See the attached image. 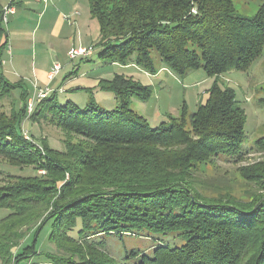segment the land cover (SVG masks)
Instances as JSON below:
<instances>
[{
	"label": "trees",
	"instance_id": "obj_1",
	"mask_svg": "<svg viewBox=\"0 0 264 264\" xmlns=\"http://www.w3.org/2000/svg\"><path fill=\"white\" fill-rule=\"evenodd\" d=\"M88 5L99 28L98 57L153 74L154 53L178 75L202 68L218 76L247 68L264 45V0L251 16L236 12L232 0H88ZM0 83L8 85L1 66ZM99 87L115 94V109L60 103L62 89L37 103L32 114L38 105L48 106L64 133L63 151L44 146V155L36 152L30 137L17 130L26 93L13 121L0 124V159L45 171L10 174L0 184V207L9 209L0 218V264H17L32 255L35 251L20 246L21 241L26 230L35 226L33 236L47 221L54 251L47 253L46 264H237L251 236L258 243L250 264H264V161L240 171L263 188L250 203L211 202L194 185L197 162H240L253 150L264 152V137L253 148L244 146L245 113L233 89L214 82L196 110L183 109L180 116L150 127L130 108L133 95L145 99L150 94L148 86L115 74ZM158 166L162 174L148 179ZM95 169L101 175L92 174ZM134 233H177L184 242L174 247L159 242L150 253L132 249L127 258L133 261L120 263L105 251L103 240H95ZM14 246H19L15 253Z\"/></svg>",
	"mask_w": 264,
	"mask_h": 264
},
{
	"label": "rangeland",
	"instance_id": "obj_2",
	"mask_svg": "<svg viewBox=\"0 0 264 264\" xmlns=\"http://www.w3.org/2000/svg\"><path fill=\"white\" fill-rule=\"evenodd\" d=\"M24 1L26 0H0V9L6 8L11 2L16 9L13 14L6 15V20L0 22L3 30L7 31V26L15 27L18 30L34 28L35 23L39 21L38 16L41 8L34 9L31 4ZM261 1L232 0L236 12L245 16L254 15ZM48 5L49 8L57 12L58 16L64 14L71 17L72 27L68 26L69 23L62 19V27L58 30L61 38L70 37V49L89 46H92L93 49L85 57L77 56L70 59L67 55L70 49L67 52L65 50L69 42L66 43V40L62 39L60 54L57 60L52 61L50 65L51 68L53 63L58 62L61 67L50 80L44 82L38 80L34 74L32 75L33 65L38 64L36 58L43 48L38 42L34 46V38H26L22 45L16 40L9 41V39L8 43L5 44L7 51L0 54V61L4 60L0 66L8 85L0 83V124H10L13 121L14 110L18 111L21 108L22 101H24L23 96L26 93V111L17 130L26 138L30 137L31 143L34 144V151L44 155V146L56 151H63L66 148L63 141L64 133L48 113V106L45 103L40 104L37 107V112L32 114L37 103L43 99L35 102L32 100V104L29 103L31 98H35L39 89L47 88L51 94L62 85L61 87L65 92L57 93L60 103L71 101L79 109H84L88 103L93 102L100 108L110 111L117 106L115 94L112 91L101 89L99 82L109 80L115 74L130 77L149 87L150 94L145 99L135 95L131 97L130 108L145 118L150 127H156L159 123L167 120L169 116H180L183 109L189 113L196 110L198 104L204 103L208 97V89L214 82H217L219 85H227L233 89L237 104L245 113L244 146L253 148L254 141L264 137V45L261 54L253 59L247 68L230 69L218 76L209 75L202 68L191 69L182 75H178L163 67L154 53L156 73L153 74L132 63L126 65L119 62L106 63L98 57V53L102 50V46L98 44L100 41L99 28L97 20L90 14L88 0H77L76 5H71L69 0H66L65 3H59V5L55 2ZM73 9H76L79 14L76 20V16L71 15L72 12L74 13ZM70 11L72 12L70 13ZM46 20L48 19L45 18L43 24L47 23ZM53 21L54 16L52 15L48 23ZM75 21L78 22L77 26L74 25ZM44 26L47 27L48 25L45 24ZM73 38H75V46L72 47L74 45L72 43ZM3 40L4 34L0 32V52ZM42 59L44 61V58ZM46 60L48 59L46 58ZM2 92L4 95H1ZM6 136L12 138L11 135ZM72 141L75 142V140ZM0 161V184H5L10 174L20 176L45 174V171L42 170L35 172L29 164H9L7 159H3V157ZM263 161L264 152L257 153L253 150L240 162H229L224 158L215 160L211 158L208 161L197 162L193 168L194 185L197 192L205 199H210L211 202L237 203L246 201L250 203L252 201L251 195L254 192L262 193L263 188L254 180L243 177L240 171L243 172L244 166ZM162 172L163 169L158 166L156 170L148 173L147 177L151 179L157 174H162ZM92 174L101 175L100 171L96 169ZM65 176L66 178L69 177L67 172H65ZM8 212L9 209L0 207V218L7 215ZM51 227V222L47 221L36 230L33 236L35 226L26 230V237L21 241L20 246L30 245L35 252L29 257L21 258L17 264H46L48 262L47 253L54 251V244L49 240ZM72 234L76 236L75 230ZM95 240H103L105 251L120 263L133 261L131 258H127L128 252L132 249L150 253L159 242L173 247L180 246L184 242L177 233L165 235L134 233L121 236L107 234L96 237ZM250 241H246L245 246L242 247V255L237 264H250L252 252L258 243L254 240V236L250 237ZM18 247H12L11 251L15 253ZM29 253L30 250H27L26 256Z\"/></svg>",
	"mask_w": 264,
	"mask_h": 264
},
{
	"label": "crops",
	"instance_id": "obj_3",
	"mask_svg": "<svg viewBox=\"0 0 264 264\" xmlns=\"http://www.w3.org/2000/svg\"><path fill=\"white\" fill-rule=\"evenodd\" d=\"M66 0H26L24 2H28L29 4H31L34 8H38L40 7V12H39V21L37 23H35V26L33 29L31 30H27V29H16L15 27H8L7 26V31L3 30L2 31L4 34V40L2 42V47H1V52L0 54L3 53V51H7L5 44L8 43V39L13 40V41H17V43L19 44H24V41L26 38H34V46L37 44V42L40 44V47H43L41 49V51L38 53L39 56L38 58H36V62L38 60V64L33 65V69H32V75L34 74L35 77L38 80H42L44 82H46L47 80H50L48 78V71L50 68V65L52 64L51 62L54 60H57L59 54H60V49H61V41L62 39L66 40V43L69 42L70 37H62L60 36V31H58L60 29V27H62V21L65 20L68 26L72 27V22L70 21L69 15H62V16H58L57 12L51 8H49L50 3H54L58 4L59 3H65ZM71 5H76L77 0H69ZM8 8L9 10L6 12V14H4V9ZM6 8H2V21L6 20L4 19V15L6 17L7 14H13L16 9L13 6L12 2L6 7ZM31 10H34L32 9ZM74 13L72 11H70V13L72 12L71 15L76 16V18L78 17V12L76 11V9H73ZM52 15L54 16V21L52 23H48V20L52 17ZM61 17V18H60ZM45 18H47L48 20H46L47 23H45L46 25H48L47 27L44 26L45 24H43V21H45ZM63 19V20H62ZM8 22V21H7ZM2 23V22H1ZM1 23H0V27H1ZM77 23L75 21V24L77 26ZM40 30V32H39ZM39 32V33H38ZM70 43L71 41L68 43V45H66L65 50L66 52L70 49ZM72 43L75 46V38L72 39ZM49 49V50H48ZM46 50L48 51V53L46 54ZM20 56V54H19ZM18 56V57H19ZM44 58V61L43 59ZM46 58L48 60H46ZM4 61V60H3ZM2 61V62H3ZM0 61V63H2ZM40 64V65H39ZM1 65V64H0ZM64 82V81H63ZM62 86V85H61ZM58 87L62 89V92H65V90L63 89V87Z\"/></svg>",
	"mask_w": 264,
	"mask_h": 264
},
{
	"label": "built area",
	"instance_id": "obj_4",
	"mask_svg": "<svg viewBox=\"0 0 264 264\" xmlns=\"http://www.w3.org/2000/svg\"><path fill=\"white\" fill-rule=\"evenodd\" d=\"M8 10H9L8 8L4 9V14H6V12ZM4 19H6L5 15H4ZM92 49H93L92 46L72 48L68 51L67 55L70 59H73L77 56L85 57L91 53ZM60 67L61 66L58 62L53 63L52 67L50 68V70L48 72V78L51 79L58 72ZM49 93H50V90L47 88L39 89L38 92L36 93L35 98H31L29 103L32 104V100H34V102H35L36 100H40L42 98H45L49 95ZM29 109H31V108H29ZM29 111H31V110H29Z\"/></svg>",
	"mask_w": 264,
	"mask_h": 264
}]
</instances>
